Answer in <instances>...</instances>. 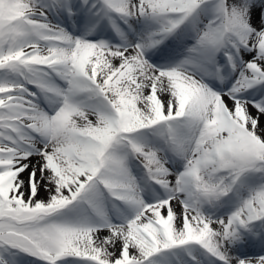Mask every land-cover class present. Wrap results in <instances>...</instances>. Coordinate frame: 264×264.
Masks as SVG:
<instances>
[{
    "label": "snow or ice",
    "instance_id": "snow-or-ice-1",
    "mask_svg": "<svg viewBox=\"0 0 264 264\" xmlns=\"http://www.w3.org/2000/svg\"><path fill=\"white\" fill-rule=\"evenodd\" d=\"M0 264H264V0H0Z\"/></svg>",
    "mask_w": 264,
    "mask_h": 264
}]
</instances>
